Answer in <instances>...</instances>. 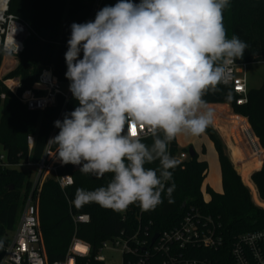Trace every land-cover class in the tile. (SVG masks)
I'll use <instances>...</instances> for the list:
<instances>
[{"label":"clouds","instance_id":"9594fccd","mask_svg":"<svg viewBox=\"0 0 264 264\" xmlns=\"http://www.w3.org/2000/svg\"><path fill=\"white\" fill-rule=\"evenodd\" d=\"M229 7L230 0H117L94 20L70 25L65 78L78 106L54 121L59 132L45 155L83 175L113 174L106 186L77 188L75 208L95 203L124 212L138 203L150 211L164 195L171 202V170L180 161L169 144L205 132L214 113L203 97L227 82L229 66L249 47L235 34L227 38ZM155 161L158 168L145 167Z\"/></svg>","mask_w":264,"mask_h":264},{"label":"trees","instance_id":"16d2710c","mask_svg":"<svg viewBox=\"0 0 264 264\" xmlns=\"http://www.w3.org/2000/svg\"><path fill=\"white\" fill-rule=\"evenodd\" d=\"M95 0H10L9 12L19 20L27 23L31 34L24 42V49L17 56L16 68L4 78L0 77V144L6 152V160L11 166L0 164V258L2 248L8 243L9 237L17 227L20 212L32 179L26 170L15 165L30 161L37 165L45 159L46 163L60 164L45 155V144L49 138L58 134L54 121L62 120L65 112H70L78 106V102L70 98L64 102L59 97L54 107L44 111L29 110L4 83V80L18 78L20 87L18 94L32 88L43 67L50 66L59 80L68 84L65 78L67 66L65 52L67 40L70 37V25L73 22L83 23L94 20L93 6ZM115 0H104V5H112ZM139 0H137L138 2ZM224 27L227 38L235 34L245 41L249 47L239 63L264 61V0H230V7L223 13ZM4 53L0 54V68ZM82 55V54H81ZM218 91L209 92L203 99L207 103H228L236 114L248 119V122L259 142L264 148V81L259 88L248 91V100L237 104L238 95L229 85L220 83ZM5 94L4 98L1 95ZM230 96L231 99H226ZM126 131V129H125ZM215 145L218 153L223 191L217 192L210 185L203 184L208 174V162L199 159L198 154L186 160H180L178 153L187 152L180 148L175 138L168 151L171 156L180 161L173 171V182L176 187L169 198L162 196V203L154 210L143 211L138 203L130 205L124 212H115L95 203L82 208H75L71 200L77 188L95 190L106 186L112 178L111 173L103 178L94 175H83L72 165L59 166L60 174L70 173L74 183L62 190L56 179L45 176L34 193L40 227V251L48 263L63 259L69 249L73 237L90 243L93 252L88 258H78L77 264H104L94 259L95 253L106 240L121 234L134 233L139 225H148L151 232H162L176 226L191 206L199 208L205 214L211 215L222 227L224 246L216 251L200 249L195 256H208L213 264H235L230 253V246L237 235L264 228V208L256 205L251 198L250 190L245 182L250 184L252 170L259 168L264 162V152L255 149L251 162L235 166L227 156L223 145L210 126L204 132ZM203 134V133H202ZM201 134V135H202ZM249 134V132H248ZM34 136V144L30 149L28 136ZM163 135L162 133L160 134ZM250 135V134H249ZM250 140L255 141L251 135ZM151 146V136L142 139ZM245 158L237 163L243 162ZM146 168L156 169L159 161L146 164ZM256 184L260 197L264 199V163L251 176ZM171 183V182H170ZM204 192L209 199H204ZM184 202L186 204L184 205ZM88 214V223L75 224L74 216ZM152 222L151 224L149 222Z\"/></svg>","mask_w":264,"mask_h":264},{"label":"built area","instance_id":"2783aa9c","mask_svg":"<svg viewBox=\"0 0 264 264\" xmlns=\"http://www.w3.org/2000/svg\"><path fill=\"white\" fill-rule=\"evenodd\" d=\"M0 2L4 6L0 12V54L3 52L18 55L24 49V42L31 34V28L9 12L10 0H0ZM104 6V0H95L93 13ZM14 43L18 45L17 53L10 51ZM247 66L248 63L235 61L227 70V82H222L233 88L238 95L237 104L239 105L248 100ZM4 83L19 96L29 110L44 111L54 107L60 96L64 98V102L72 98L68 90L69 83L61 82L50 66L43 67L32 88L22 93L18 94L20 82L15 79H6ZM4 97L5 94H2L1 98ZM131 131L132 128L126 126V133ZM136 131L143 135L141 130L136 129ZM148 136L151 135H144V138ZM34 140V136H28L30 149ZM252 145L254 151L258 146L255 143ZM186 154L187 152H182L180 156L185 158ZM182 157L179 159L185 160ZM0 164L11 166L4 155H0ZM15 166L31 167L34 164L28 160ZM37 166L38 172L25 197L17 227L9 237L8 243L2 248L0 264H77L78 258L90 257L93 249L90 243L76 235L70 243L66 256L61 260L48 263L40 251L41 235L37 206L34 201L35 190L45 176L54 177L62 190L72 186L74 180L70 173H59L58 168L62 166L61 164L46 163L45 159H42ZM73 168L77 169L74 166ZM74 221L75 224L88 223L90 217L88 214H79L74 216ZM156 233L158 237L152 242L155 233L151 232L148 225L140 224L132 234L122 231L120 235L104 241L95 253L94 259L105 264L102 251L111 248L112 244L121 252L120 264H213L208 256H195V253L200 249L216 251L225 243L222 227L217 220L194 206L188 209L176 226ZM230 253L235 264H264V228L244 232L234 237Z\"/></svg>","mask_w":264,"mask_h":264},{"label":"crops","instance_id":"0c3cea01","mask_svg":"<svg viewBox=\"0 0 264 264\" xmlns=\"http://www.w3.org/2000/svg\"><path fill=\"white\" fill-rule=\"evenodd\" d=\"M15 80L17 82H20L19 79H15ZM206 107H211V109H214L213 111H215L214 113L216 114L218 119L229 120V123L231 124L233 134L237 137V142L232 143V145L228 144L227 141L225 140V136L223 133L224 130L222 129L221 124L219 123V120L217 123L216 122L214 123V121H212V123L209 126L214 131V133L217 135V137L219 138L227 156L230 158V160L233 163V165L235 166V168L238 167L239 165L244 164V163L247 164V163L251 162V159L254 158L253 155H254L255 149H254V151L252 149L251 150L252 152H250V154L247 155V152L244 149V147L242 148L240 146V144L243 143V138H242L241 134L245 135V138L247 139V143L249 145H250V143H253V144L255 143L258 146L257 148H259V150H262L264 152V148H262V146L259 142V139L256 137L255 133L253 132V130H252V128L248 122V119L242 115L236 114L233 111V108L231 107L230 104H228V103H207ZM231 110L233 112H231ZM224 129H226V128L224 127ZM248 132L251 135V137L255 140L254 142L252 140H250V138H249L250 135L248 134ZM203 134H205V133H203ZM205 136H206L205 139L207 138L208 141L206 139V141H207L206 142L205 139H203V140L199 141L200 145H198L197 144L198 141L194 140V139H189L186 141L184 139V136H183V139L185 140V142H181L182 140L179 139V135L176 138H177V142H178V145L180 148L189 149V147L192 146V147H194L196 153L198 154L199 159L207 160L209 169H208V174H207L205 181H204V184H203V190L205 189L206 185H210L215 191L222 192L223 191L222 174H221V167H220L218 153L215 149V145H214L213 141L209 138V136L207 134H205ZM211 149H214L216 152V155H217L216 161L213 160L212 164H210V161L208 160V158L205 157V152L206 151L208 152ZM242 158H245V160L243 162L237 163L239 160H242ZM263 163H262V165H263ZM262 165L259 168L251 171L250 177H249V182H250V184H253V186L255 188V191H253L255 201H259V202L264 203V200H262L259 196L256 184L253 182V180L251 178L252 174L255 171L259 170L262 167ZM211 171L214 173L216 172V174L220 178L221 185L219 188L216 186V184L214 186V184H212L208 180V175L211 173ZM238 172L240 173V171H238ZM204 199L205 200L209 199V195L206 194L205 192H204Z\"/></svg>","mask_w":264,"mask_h":264},{"label":"rangeland","instance_id":"374dc122","mask_svg":"<svg viewBox=\"0 0 264 264\" xmlns=\"http://www.w3.org/2000/svg\"><path fill=\"white\" fill-rule=\"evenodd\" d=\"M115 3H117V0L114 1V4ZM114 4H112V5H114ZM17 64H18V58L16 55L4 54L3 59H2L1 68H0V75H1L0 77L4 78L6 75H9L16 68ZM11 79H18V78H11ZM263 81H264V61H257V62L248 63V66H247V83H248L249 89L259 88L262 85ZM206 108L211 109V107H206ZM211 110L213 111L214 109H211ZM214 112L215 111H213V113ZM231 112H233V111L231 110ZM1 114H2V106H0V118H1ZM216 117L217 116L214 113L212 121H214V123L215 122L217 123L219 120V123L221 124V127L224 130L223 133H224L225 140L227 141V143L232 145V143L237 142V137L233 134V130H232L231 124L229 123V120H223V119L221 120V119H218V117L217 118ZM223 126L226 129H224ZM241 135L243 138V143H241L240 146L242 148L244 147V149L247 152V155H249L250 152H252L251 150H252L253 145H252V143H250V145L247 143V139L245 138L244 134H241ZM183 136H184V139L186 141L189 139L197 140L198 145H200L199 141L205 139V137H206L205 134H202L199 136H191V135H187V134H181V135H179V139L182 140L181 142H185V140L183 139ZM206 139H205V141H206ZM207 141H208V139H207ZM180 154L181 153H178L177 155L179 157H182V156H180ZM0 155L6 156V152H5V150L1 144H0ZM189 157H190V155L187 153L186 157L185 158L182 157V159L186 160V159H189ZM205 157L208 158V160L210 161V164H212L213 160L216 161V159H217V155H216L215 150L211 149L208 152L206 151ZM19 168L26 170V172L30 174V177L32 180L35 179L37 172H38V166L37 165L31 166V167L22 166ZM240 175H241V173H240ZM241 178H242L243 183L246 186H248V188L250 190L251 198L254 201V203L256 205L264 208V203L259 202V201H255L252 188L249 185H247V183L245 182V180L242 176H241ZM208 180L212 184H214V186L216 184V186L218 188L221 185L220 178L216 174V172L214 173L211 171V173L208 175ZM257 190H258V188H257ZM258 193H259V191H258ZM259 196H260V194H259ZM262 200H264V199H262ZM110 244H111V242H110ZM111 248H108V249H105L104 251H102V254L105 256V264H120L122 255H121L119 248L112 246V244H111Z\"/></svg>","mask_w":264,"mask_h":264},{"label":"water","instance_id":"95a60500","mask_svg":"<svg viewBox=\"0 0 264 264\" xmlns=\"http://www.w3.org/2000/svg\"><path fill=\"white\" fill-rule=\"evenodd\" d=\"M188 152H189V155L191 156V157H194L197 153H196V151H195V149H194V147H189V149H188ZM236 170L238 171V167H236ZM186 204V202H184V205ZM158 237V233H155V235H154V237H153V239H152V242H154L155 240H156V238Z\"/></svg>","mask_w":264,"mask_h":264},{"label":"bare ground","instance_id":"6f19581e","mask_svg":"<svg viewBox=\"0 0 264 264\" xmlns=\"http://www.w3.org/2000/svg\"><path fill=\"white\" fill-rule=\"evenodd\" d=\"M4 9L3 3L0 2V12Z\"/></svg>","mask_w":264,"mask_h":264},{"label":"snow or ice","instance_id":"6c2138e0","mask_svg":"<svg viewBox=\"0 0 264 264\" xmlns=\"http://www.w3.org/2000/svg\"><path fill=\"white\" fill-rule=\"evenodd\" d=\"M132 132H133V134H135V128H134V126H133V128H132Z\"/></svg>","mask_w":264,"mask_h":264}]
</instances>
